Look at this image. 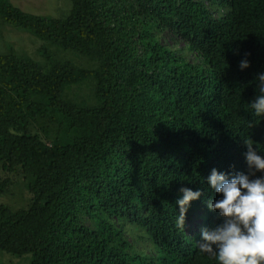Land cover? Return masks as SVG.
I'll use <instances>...</instances> for the list:
<instances>
[{
	"label": "trees",
	"instance_id": "obj_1",
	"mask_svg": "<svg viewBox=\"0 0 264 264\" xmlns=\"http://www.w3.org/2000/svg\"><path fill=\"white\" fill-rule=\"evenodd\" d=\"M69 1L55 17L0 0L3 24L45 43L43 60L0 52V252L218 264L196 242L222 220L206 178L246 172L245 140L264 152V117L248 105L264 72V0ZM182 187L203 192L184 227Z\"/></svg>",
	"mask_w": 264,
	"mask_h": 264
},
{
	"label": "clouds",
	"instance_id": "obj_2",
	"mask_svg": "<svg viewBox=\"0 0 264 264\" xmlns=\"http://www.w3.org/2000/svg\"><path fill=\"white\" fill-rule=\"evenodd\" d=\"M239 67H249L242 59ZM257 94L248 103L252 112L264 117V72L256 76ZM247 171L223 172L213 168L207 184L219 199L205 201L210 211L218 212L221 222L200 230L197 246L201 253L214 257L218 264H264V152L245 140ZM260 173V175H257ZM176 200L178 225L184 227L191 202L202 197L200 189H179Z\"/></svg>",
	"mask_w": 264,
	"mask_h": 264
},
{
	"label": "rangeland",
	"instance_id": "obj_3",
	"mask_svg": "<svg viewBox=\"0 0 264 264\" xmlns=\"http://www.w3.org/2000/svg\"><path fill=\"white\" fill-rule=\"evenodd\" d=\"M11 2L24 11L55 17H62L67 14L71 6L69 0H11ZM165 36L169 38L168 33ZM7 44H11L17 53H26L34 59L43 60L42 55L38 52L45 45L43 41L28 32L14 29L0 21V52L5 50ZM181 45L182 43L179 42L178 46ZM49 48L56 52L55 55L58 57L72 58L80 64L87 62L86 60L75 58L69 54L58 52L54 47ZM11 200L10 197H7V201L11 202ZM18 259L11 254L0 252V264H24L17 263Z\"/></svg>",
	"mask_w": 264,
	"mask_h": 264
}]
</instances>
